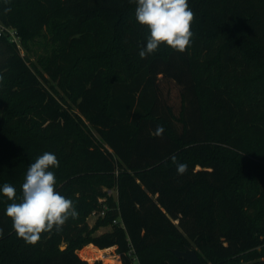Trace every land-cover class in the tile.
Masks as SVG:
<instances>
[{
	"label": "trees",
	"instance_id": "obj_1",
	"mask_svg": "<svg viewBox=\"0 0 264 264\" xmlns=\"http://www.w3.org/2000/svg\"><path fill=\"white\" fill-rule=\"evenodd\" d=\"M188 3L190 47L142 59L135 0H0L27 51L51 46L38 66L0 35V188H16L0 192V264H91L89 244L121 264H193L174 253L188 248L201 264H264V0ZM45 152L79 216L29 245L6 208Z\"/></svg>",
	"mask_w": 264,
	"mask_h": 264
},
{
	"label": "clouds",
	"instance_id": "obj_2",
	"mask_svg": "<svg viewBox=\"0 0 264 264\" xmlns=\"http://www.w3.org/2000/svg\"><path fill=\"white\" fill-rule=\"evenodd\" d=\"M136 21L149 30L146 47L139 56L143 59L158 51L161 45L184 53L190 47L194 33L192 22L194 13L188 0H135ZM11 9H5V12ZM2 79V77H0ZM162 127H157L155 135L161 136ZM172 160L175 162L176 157ZM50 167H59L55 154L45 152L31 163L21 185L19 202L8 204L6 215L12 220V228L18 238L26 244L35 245L41 233H59L69 219H77L79 213L74 202L57 191V178ZM188 171L186 163L177 164V174ZM0 192L9 200H16V188L4 183ZM3 230L0 229V235Z\"/></svg>",
	"mask_w": 264,
	"mask_h": 264
},
{
	"label": "rangeland",
	"instance_id": "obj_3",
	"mask_svg": "<svg viewBox=\"0 0 264 264\" xmlns=\"http://www.w3.org/2000/svg\"><path fill=\"white\" fill-rule=\"evenodd\" d=\"M20 49L22 54L28 52L32 61L36 63L38 66H42L43 61H45L51 51V46L49 44V39L47 36H40L36 40H33L29 43V51L24 48L22 42H20ZM174 98H179L176 94ZM112 194L115 198H117L116 190H112ZM98 218V215L90 214L88 217V222L91 226H93ZM111 226L100 228L96 234H102L104 232L110 231ZM65 246V245H64ZM63 247V246H62ZM66 247V246H65ZM81 258L88 260L91 264H93L96 260H100L102 264H121V260L119 255L116 253V248L113 249H100L97 247H92L91 244L83 246L78 250Z\"/></svg>",
	"mask_w": 264,
	"mask_h": 264
},
{
	"label": "water",
	"instance_id": "obj_4",
	"mask_svg": "<svg viewBox=\"0 0 264 264\" xmlns=\"http://www.w3.org/2000/svg\"><path fill=\"white\" fill-rule=\"evenodd\" d=\"M63 249L65 248V246L62 247ZM174 253L180 257V258H184L190 262H192L193 264H201V260L196 252V250L188 248L185 251H180V250H174Z\"/></svg>",
	"mask_w": 264,
	"mask_h": 264
},
{
	"label": "built area",
	"instance_id": "obj_5",
	"mask_svg": "<svg viewBox=\"0 0 264 264\" xmlns=\"http://www.w3.org/2000/svg\"><path fill=\"white\" fill-rule=\"evenodd\" d=\"M0 35H7L12 42L17 43L19 47L21 46L20 45V39L17 36L15 29H13L12 27H6L4 25H0ZM110 193H112V191ZM105 209H106V207H105ZM105 209L100 213V215H102V216L105 215ZM94 214L99 216V214L96 212H94ZM115 222H117V220Z\"/></svg>",
	"mask_w": 264,
	"mask_h": 264
},
{
	"label": "crops",
	"instance_id": "obj_6",
	"mask_svg": "<svg viewBox=\"0 0 264 264\" xmlns=\"http://www.w3.org/2000/svg\"><path fill=\"white\" fill-rule=\"evenodd\" d=\"M92 245V247H96V246H94L93 244H91ZM113 248H115V247H112V248H108V249H113Z\"/></svg>",
	"mask_w": 264,
	"mask_h": 264
}]
</instances>
